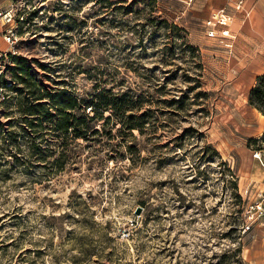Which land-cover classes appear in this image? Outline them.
Here are the masks:
<instances>
[{"label":"rangeland","instance_id":"1","mask_svg":"<svg viewBox=\"0 0 264 264\" xmlns=\"http://www.w3.org/2000/svg\"><path fill=\"white\" fill-rule=\"evenodd\" d=\"M222 4L14 1L0 264H264V177L240 179L264 113L207 24Z\"/></svg>","mask_w":264,"mask_h":264},{"label":"crops","instance_id":"2","mask_svg":"<svg viewBox=\"0 0 264 264\" xmlns=\"http://www.w3.org/2000/svg\"><path fill=\"white\" fill-rule=\"evenodd\" d=\"M14 1L0 0V6L14 7ZM221 7L229 9V28L233 38L229 54L226 55L227 72L230 76L235 74L234 86L248 90L254 85L257 76L264 75V0H223V4L217 8ZM2 28L0 22V31ZM6 48L7 43L0 34V50ZM261 155L264 157L262 153ZM252 159L254 162L247 161L240 171L242 183L251 175L264 177V169H260L257 159Z\"/></svg>","mask_w":264,"mask_h":264},{"label":"built area","instance_id":"3","mask_svg":"<svg viewBox=\"0 0 264 264\" xmlns=\"http://www.w3.org/2000/svg\"><path fill=\"white\" fill-rule=\"evenodd\" d=\"M230 20L229 12L226 8H219L216 13H213L212 18L208 20V26L216 25L221 26L220 33L222 36L231 37L229 34L228 21ZM19 21L20 17L17 15L14 7H1L0 6V22L3 26L1 34L7 43L5 50H0V104L7 102L13 94L16 93L15 81L13 79V58L16 53V46L19 37ZM215 33V29H208V35L212 36ZM226 46H230L229 41H225ZM253 157L258 159L260 164L264 166V160L261 157L259 150L253 152ZM263 190L259 195L262 194ZM262 201L255 202L254 205H250L251 209H259V213H263L264 208L260 205Z\"/></svg>","mask_w":264,"mask_h":264},{"label":"trees","instance_id":"4","mask_svg":"<svg viewBox=\"0 0 264 264\" xmlns=\"http://www.w3.org/2000/svg\"><path fill=\"white\" fill-rule=\"evenodd\" d=\"M256 79L257 81L249 93V103L264 113V75H259Z\"/></svg>","mask_w":264,"mask_h":264}]
</instances>
